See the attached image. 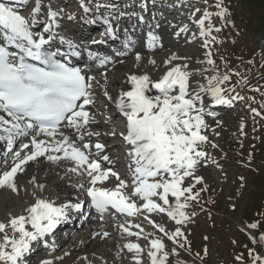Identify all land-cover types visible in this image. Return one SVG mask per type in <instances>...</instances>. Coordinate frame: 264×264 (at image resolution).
I'll return each mask as SVG.
<instances>
[{
    "label": "snow or ice",
    "instance_id": "6c2138e0",
    "mask_svg": "<svg viewBox=\"0 0 264 264\" xmlns=\"http://www.w3.org/2000/svg\"><path fill=\"white\" fill-rule=\"evenodd\" d=\"M21 2L27 4L28 0ZM81 7L86 15L91 12L84 3ZM215 8L219 9L216 13L219 18L224 19L229 15L223 0H217ZM195 12H200V9L197 8ZM42 14V0H35L28 16L0 2V113L6 114H0V141H7L11 151L17 138L28 139V142H21L19 150L13 153L10 169L0 174V189L18 193V174L23 173L30 162H37L41 157L53 164L62 160L70 161L74 166L68 171L87 178L77 187L90 198L91 208L100 214L101 219L110 209L128 217L144 214L143 219L163 233L168 241L185 248L189 241L182 226L191 220L192 215L186 210L193 202L199 203L201 192L207 191L204 187L196 190L197 185L204 184V178L196 175V171L202 162H206L208 153L204 146L210 143L204 134L207 128L204 120L206 104L202 94H210L216 105H230L233 100L243 97L224 95L225 89L221 85L229 81L227 74L221 76L217 73L205 77L207 85L194 82V73L188 70L187 63L173 64V61L180 59L175 54L165 61L166 71L156 80L149 74L128 75L127 82L131 90L121 91L115 100L116 108L125 118V132L121 135L130 146L127 155L131 179L126 181L112 169L102 168L101 163L94 158L104 151V144L96 142V153L93 154V145L84 142L85 135H100L89 130V125L95 120L87 110V106L95 103L93 81L96 78L62 63L57 59L64 55L61 51L49 50L48 46L58 36L60 42L67 44L70 49L77 46L65 40L57 31L60 28L59 11L48 9L43 32L33 31L36 25L42 23L39 19ZM211 15L205 9L202 17L196 21L200 35L205 37V48L210 43L207 37L213 31H221L220 28H213L211 23L206 27ZM68 19L74 17L69 15ZM99 19L96 16L89 22L95 23ZM104 24L109 25L107 18ZM180 31L184 32L186 28ZM108 32L111 34V26ZM73 54L79 55V52L74 51ZM211 56L210 51L206 53V63L213 66L214 70L215 61ZM89 57L99 59L100 66L110 62L108 57L98 58L91 52ZM140 59L137 55V62ZM149 63L155 65L156 62L151 60ZM106 80L105 75V89ZM153 90L155 94H150ZM104 95L108 100H113L107 90ZM253 112L260 115L255 109ZM206 114L214 115L212 112ZM61 126L74 129L75 135L65 134ZM211 146L217 147L216 144ZM101 159L108 161L109 157L104 155ZM110 179L117 183L112 187L105 186ZM186 179L188 184H185ZM29 183L41 193L45 189V185L37 183L35 178ZM32 196L34 203L25 209L27 215L10 216L7 222H0V264H25L26 254L35 244L50 235L71 212H79L84 207L83 202L79 201L58 206L55 200L37 196L35 191ZM137 199L140 203H137ZM151 214L167 217L177 227L169 232L164 223L150 218ZM132 226L138 228L139 232L120 225L123 233L140 239L144 228L140 224ZM240 230L253 245L252 248L244 245L251 264H264V230H261V221L245 223ZM108 235L107 232L103 233L105 237ZM151 236V232L143 235L149 245L147 260L150 264H172L170 255L178 256L179 253L175 248L168 249L163 237L149 239ZM257 247L260 248L259 254ZM124 248L134 254L135 264H144V247L130 242ZM207 254L208 250L205 249L204 255ZM236 261L245 264L244 254L236 256ZM42 264H52V261L45 259ZM177 264L184 262L177 261Z\"/></svg>",
    "mask_w": 264,
    "mask_h": 264
},
{
    "label": "rangeland",
    "instance_id": "374dc122",
    "mask_svg": "<svg viewBox=\"0 0 264 264\" xmlns=\"http://www.w3.org/2000/svg\"><path fill=\"white\" fill-rule=\"evenodd\" d=\"M32 1L35 2L28 0L24 4L25 9L20 10L23 15H27L25 13L34 5ZM132 1L135 4V0ZM0 2L6 3V0ZM87 2L90 0L78 1L86 6ZM216 2L217 0H207V4L205 0L161 2V5L171 4V8L175 7L173 9L177 12H180L181 7V14L190 17L187 22L183 21L188 25H185L183 37L185 44L181 42L185 48L184 53L195 61L205 63L216 74L229 75V81L221 85L226 97H243L233 100L230 105L210 107L207 112L214 115H207V112L204 115L207 125L204 134L208 136L210 143L204 146L208 153L207 160L196 171V175L204 178V184L197 185L196 190L204 187L207 191L201 192L199 203L193 202L186 210L192 215L191 220L182 226V230L185 231L189 244L185 248L169 244V248L173 246L179 253L178 256H170L172 264H177V261H183L184 264H238L236 256L242 253L245 264H251L244 245L248 248L253 245L240 229L245 223L261 221V230H264V0H223L224 6L229 10V15L224 19L216 15L219 11L215 8ZM47 4L42 3L44 17L41 15L40 20H44L45 13L51 8ZM177 5H180L179 8ZM118 8L115 6L116 11ZM197 8L200 12H195ZM205 9L212 14L211 20L206 21V27L211 23L213 28L221 29L218 33L213 31L207 37L210 41L207 48L203 47L205 37L200 35L196 23ZM68 11L74 16L78 15L74 9ZM151 17L156 16L149 15ZM164 23L171 24L169 20ZM171 36L172 39L177 38L173 34ZM212 37H215L214 41ZM209 51L215 61L214 70L213 66L206 63V53ZM210 76L209 74L207 77ZM232 89L235 91H231ZM212 104L215 102L212 101ZM253 109L260 115H256ZM212 144L217 147L213 148ZM188 183L186 179L185 184ZM205 249L208 250L207 255H204ZM259 252L260 248L257 247V254Z\"/></svg>",
    "mask_w": 264,
    "mask_h": 264
},
{
    "label": "bare ground",
    "instance_id": "6f19581e",
    "mask_svg": "<svg viewBox=\"0 0 264 264\" xmlns=\"http://www.w3.org/2000/svg\"><path fill=\"white\" fill-rule=\"evenodd\" d=\"M48 1V8L49 6L55 5V3H62L58 0ZM75 1L78 2L79 0ZM111 1H114L116 3L122 2V5H124V10H128V7H130L131 4H134L132 0ZM159 1L162 2V0H156V2L158 3L154 4H161V2L159 3ZM42 3H44V1H42ZM13 5L14 7H16L18 4ZM115 6L117 7V5L115 4L112 8H110L113 13H117L120 9L118 8V11H116ZM157 6L161 7L160 10L162 9L167 13H170L169 11L173 10L177 12L176 9H173L175 7L171 8V4L169 6V4L162 3V6ZM31 7L29 11L31 10ZM99 8H103V6L100 5ZM80 9L83 11V8L81 6ZM51 10L59 11L61 13L59 19L64 20L65 22H68L70 24H74L80 18L79 15L74 16L70 11H68L69 9L67 8ZM182 10L180 7V12L177 13L181 14ZM65 11L68 12L65 13ZM148 12L149 14H151L155 11L153 12L149 9ZM69 15L74 17V19L69 20ZM25 16H28V14ZM46 19L47 16L45 13L44 21H46ZM43 22L40 25V33L43 32ZM88 27L89 26L84 25L77 32H81V34L88 33L89 37H86L83 40L90 42L96 41V39L93 38L95 37L94 33H90ZM155 28L158 30L157 27ZM36 30V28L33 29V31ZM68 30H70V27L68 28ZM116 30H119V28H117ZM159 32L160 35L156 37L154 36L155 39H153V37L149 38L147 34L148 32H145L146 35H142V33L139 35H127L128 38H133L135 43L127 45L125 50L117 58L111 60L106 65H99L96 67L95 71H89L86 75L95 76L96 78L95 81H93L94 97L98 96L104 101L108 102L110 105L115 104V100L117 99L121 91L131 90V85L127 82L128 75L149 74L153 80H156L165 73V61H167L174 54L180 57V59L173 61V64L183 65L187 63L189 65L188 70L194 73L192 78L193 81H198L200 84L207 85V80L204 77H207L209 74L215 75L216 73L212 70H209L205 63L195 61L191 57L187 56L188 54L184 53V45L183 43L181 44V41H179V39H177L178 37L175 38L177 40L172 39L171 35L173 34V32L171 30L160 28ZM180 44L181 46L179 47ZM73 50L79 52V55L82 54V50L80 48L76 47ZM137 55L141 57L139 62H137L136 60ZM88 60V56L83 57L81 59L82 64L85 63L86 65H88L86 63ZM151 60H154L156 62L155 65L149 63V61ZM167 67H171V65H168ZM205 69H207V71H204ZM102 74H105L107 78L106 89L104 87L105 75ZM105 90H107V92L113 97V100L110 101L107 99V97H105ZM150 94H155V92L153 91ZM202 96L205 100L207 112L210 107L212 108L213 100L210 94H202ZM87 110L95 120L94 123L89 125V130L95 133H99L100 135L98 137L95 135L91 137L85 135L84 142H88L93 145V147L91 148L93 154L96 153V149L94 148V144L96 142L104 144V151L102 153H99V155H96L94 158H96L97 161L101 163L102 168H110L113 171L119 173L123 179L129 181L131 179L128 172V164L130 161L127 152L130 146L127 145L126 148L122 146L124 142L123 136L121 135L122 138L118 137L119 133L125 132V118L122 122L119 123L120 126L118 129L120 130V132H116L113 129L112 125L106 124L105 119L102 120L103 116H101L96 107H87ZM3 115L6 116V114ZM61 130L65 132V134H68L70 136L75 135L74 129L66 128ZM113 132H115L116 134L112 135ZM2 142L5 141H0V143ZM21 142H28V139L18 138V143L15 145L14 149L11 152L0 155V174H2V172L6 169H10L12 165V155L15 151L19 150ZM104 155H107L109 157V160L106 163H102L101 161V157ZM72 166L74 165L70 161L62 160L59 163L53 164L43 157H41L37 162H30L26 166L25 171L23 173H19L17 176V183L20 187V191L18 193H12L8 189H0V222H7L10 216L27 215L25 209L32 203H34V197L32 196V193L34 191L36 192L37 196H43L50 200H55L58 206L65 202H78L77 196L81 190L78 189L77 185L80 182H86L87 178L81 177L75 173L68 171V169ZM33 178L36 179L37 183H42L45 185V189L42 193L38 189H36L33 184L29 183V181ZM116 183L117 182L114 179H110L106 182L105 186L112 187ZM137 203H140L138 199ZM86 206H88V204H86ZM143 215L144 214H139L135 217H125L124 215H120V213L116 214L113 212H107L101 219V216L98 213L94 218H91L87 224L84 223L81 226L82 228L79 230V232L74 237L67 239L60 248L55 249L53 252L41 258H34L33 260L29 259V255H26L25 264H42V261L45 259L51 260L52 264H135L134 254L128 252L127 249L124 248V245L130 242L139 243L142 247H144V264H150L146 256L147 248L149 245L148 241L143 239L144 234L151 232L152 236L149 237V239L163 237L168 249H171L173 246H170L171 248H169V244H172V242L168 241L167 238L163 236V233H160L157 229H154L150 224H148V222L143 219ZM150 218L155 219L157 222L164 223L166 229L169 232L177 227L175 225V222L168 220L167 217L151 214ZM135 224H140L144 228V234H141L140 239L135 236L130 237L126 233H123L120 227V225L129 226L130 231L139 232L138 228L132 226ZM27 227L30 228V225H28ZM104 232H107L109 235L107 237L103 236ZM0 236H2V234H0Z\"/></svg>",
    "mask_w": 264,
    "mask_h": 264
}]
</instances>
